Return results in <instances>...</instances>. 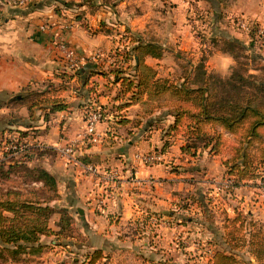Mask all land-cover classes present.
Masks as SVG:
<instances>
[{"label": "crops", "instance_id": "obj_1", "mask_svg": "<svg viewBox=\"0 0 264 264\" xmlns=\"http://www.w3.org/2000/svg\"><path fill=\"white\" fill-rule=\"evenodd\" d=\"M35 2L36 6L32 9L0 5V101H9L24 88L42 90L51 83L52 86L62 85L55 96L62 99L67 107L49 113L47 119H44L43 113L37 109L31 117L24 104L8 103L0 107V115L6 112L16 113L6 123L15 125L16 129L36 130L32 133L34 137L45 144L43 148H50L54 153L55 145L72 140L79 143L81 159L77 160L80 165L57 155L56 159L50 161L46 159L45 153L41 156L44 159L41 162L42 168L55 179L58 177L62 184L60 192L64 195L81 238L78 241L72 238L79 253L99 251L100 258L93 264H160L156 262L162 258L159 246H166L175 234L180 237L192 236V230L188 226L195 218H184L182 214H199V207L177 205L173 187L176 181H180L181 186V177L178 176L181 172L178 169L163 164L151 167L138 165L133 172L134 179L128 177L132 152L139 147L149 150L162 145L164 142L161 143L159 137L155 138L160 129L154 125H158L159 122L156 121L163 119L167 127L172 117L165 109L143 114L141 107L142 102L146 101L144 95L138 102L117 107L120 101L114 97L119 91V82H114L112 74L108 73L110 65L96 69L93 62L83 60L79 67L83 72L62 78L59 72L64 66L58 59L59 54L53 48V42L61 39L85 58L94 49L109 51L114 48L117 34H127L135 41L161 47L160 58L146 56L144 63L154 68L157 75L167 77L168 71L172 70L171 62L167 59L174 52L172 48L188 50V55L193 56L195 50L209 42H204L201 38L228 36L242 43L247 42L249 58L258 60L260 55L257 51L262 50L264 55V38L261 39L262 44L261 41L255 44L251 32L243 33L231 28L232 20L228 19L239 15L264 27V0H233L232 8L227 11H224L225 0H197L194 3L192 0ZM197 3L202 5V13L193 18L188 10ZM54 7L59 12H55ZM229 11L232 13H228ZM191 12L197 13L196 10ZM165 14L169 15L168 20L166 19L169 24L164 30L160 26ZM182 19L184 23H181ZM197 20L202 29L196 31L197 35L194 36L189 26ZM172 22L179 27L180 24L183 25V29L178 30ZM42 25L45 27H41ZM175 60L172 59L174 65ZM260 61L262 64H258L263 65L264 57ZM232 63V58L227 53L213 48L206 61L207 65L210 64L209 69L219 71L218 73ZM132 65L133 62L129 60L123 62V67H127L128 71ZM219 75L224 76L221 73ZM85 102L100 106L103 111L102 119L95 126V133L99 137H94L93 140L82 137V114L87 106ZM141 114L145 116L141 118ZM147 129L154 134L147 137ZM181 144L182 138L177 145L178 157L185 156V161H196L198 158L203 161L204 156L180 153L178 147ZM86 164L94 166L97 173L84 172L82 166ZM184 170L197 171L194 166ZM106 172H113L114 180L98 177ZM68 194H72L71 198L66 196ZM51 246L53 248L47 250L49 253L55 249L54 245ZM42 253L27 254L22 261L12 264H32L31 259L38 258ZM50 254L52 256L53 253ZM175 259L164 264H175Z\"/></svg>", "mask_w": 264, "mask_h": 264}, {"label": "trees", "instance_id": "obj_2", "mask_svg": "<svg viewBox=\"0 0 264 264\" xmlns=\"http://www.w3.org/2000/svg\"><path fill=\"white\" fill-rule=\"evenodd\" d=\"M35 1L25 8H34ZM62 4L67 5L65 2ZM53 10L59 12L57 7ZM83 26L86 28V25ZM122 36L123 42L119 45L120 49L114 47L115 57L113 56L108 69L113 81L119 82V91L114 97L120 101L117 107L138 102L144 95L146 101L142 102L143 114L165 109L172 117L165 130L167 133L180 134L182 144L178 148L182 154L193 156L200 150L216 155L221 149L224 134L232 136L234 144L230 147V155L222 161L225 174L232 178L236 187L244 181L254 179L257 174L251 168L252 148L255 150L253 160L264 168V73H248L247 63L239 60L246 58L243 53L244 45L234 38L210 39L218 50L227 53L236 64L226 76L206 70L205 56L200 55L195 63L184 66L180 76L170 78L157 75L154 68L144 63L146 56L156 59L161 57L160 46L135 41L127 34ZM132 42L134 43L129 46ZM247 59L254 60L249 57ZM125 60L133 62L129 71L127 67H123ZM257 68L263 71L262 67ZM66 72L61 69L59 74L62 78H69L79 75L83 69L78 68L72 74ZM59 88L62 85L52 86L51 83L42 90L24 88L9 101H0V107L8 103L24 104L29 116L32 117L37 109L47 119L49 113L67 107L62 99L55 96ZM99 113L101 120L103 114L101 115L100 110ZM35 147L26 150L25 154L35 151L38 156H42V147ZM77 158L81 159V156L78 154ZM12 168L10 165L9 170ZM29 172L33 181H39L48 187L55 186V178L44 168L34 166ZM196 198L199 199V195ZM196 204L202 209V205ZM49 212L50 207L45 203L20 198L15 191H6L3 194L0 198V264L20 262L25 255L38 254L50 244L66 243L60 240L69 236L65 233L70 230L71 218L65 209H58L55 223L57 228L51 229L46 225ZM241 216L236 213L235 216L226 218L225 222L230 228L229 238L226 236L224 239L227 248L215 249L210 256V264H239L234 250L244 242L254 261L252 263L248 260L241 264H257L264 259L263 244L250 231L251 224L246 227L245 219ZM245 230L247 237L240 234ZM41 237H48L49 240L47 243H40ZM99 258L100 252L93 250L84 254L82 263L93 264Z\"/></svg>", "mask_w": 264, "mask_h": 264}, {"label": "rangeland", "instance_id": "obj_3", "mask_svg": "<svg viewBox=\"0 0 264 264\" xmlns=\"http://www.w3.org/2000/svg\"><path fill=\"white\" fill-rule=\"evenodd\" d=\"M108 1L111 2L112 0H108ZM196 1L197 0H192V3ZM232 2L233 0H225L226 9L224 8V11H227L228 8H232ZM0 5H4V4L0 3ZM7 7H12V6H7ZM200 7H202V5L197 3L194 5V8L191 7L192 10L191 9L188 10L189 13H192L191 16L193 18H196V15L198 13H202ZM194 10H196L197 13L191 12ZM228 13H232V12L229 11ZM180 14L182 15L183 13ZM180 14L178 16H180ZM168 16L169 15L166 14L164 15L165 18L162 21V26H160V28L164 30L168 28V24H169L167 23L169 22L167 21ZM187 18L188 16H186V20ZM238 18L242 19L241 21L245 22V25L247 26L245 29L235 24V21ZM199 20H197V22L195 23L192 22V24L190 22H187L188 24H191V26H189V30L193 31V35L196 34V31H200L202 29ZM228 20H232L231 21L232 26H230L231 28L233 27L235 29H238L243 33L251 32L252 34L251 33L250 34L252 35V40L255 41V44H258V42H260L261 39L264 38V27H262L261 25L260 26L257 25V22H253L252 20L244 18L239 15L232 16L231 19ZM184 22L185 21L182 19L181 23ZM172 23L175 24L174 22ZM180 26L181 27L176 26L178 30L183 29L182 27L183 25L180 24ZM41 27L44 28L45 26L42 25ZM66 28L68 29V26ZM257 29L262 30V32L258 33ZM245 37H246L245 41H247L248 38L247 36ZM217 38L219 37H216V39ZM221 38L230 39V37L227 36V37H220L217 40H220ZM201 40L204 42L209 40V42L205 43V45L201 49L195 50L193 56L188 55L190 53V51L188 50H180L179 48L176 47L172 48L174 49V52L170 55V58H167L168 60H170L169 62H171V67H172L171 72L168 71L169 73L168 75L170 78L180 76V73L184 69V66L188 67L189 65H192V63H195L199 59L200 55L205 56L204 66L206 67V70H209L210 72L218 75L220 73L223 74L224 76L229 74L231 68H233L236 65L234 62L228 65L226 69H223L222 72L220 73H218L219 71L214 72V69L211 70L209 69L210 64L208 65L206 64L208 56L210 52H212V48L217 51L218 47H215L214 44L211 43L210 38H201ZM63 42L66 46L72 48V46L69 45L67 42L65 41ZM114 42H115L114 47H119L120 49L119 45L121 42H123V36L117 34ZM260 44H262V41L260 42ZM242 45H244L243 53L245 57L248 58L250 54V51H248V43L247 42L242 43ZM72 49L76 52L77 55L80 54V53L78 54L75 48ZM239 53L240 54L242 53V49L240 50ZM257 53H259L260 55V59L258 60L257 58L254 59L253 61H249L248 59L246 60V58L239 59L240 61L242 62L245 61L247 63L246 66L248 68V73H261V74L264 73L263 72L264 64L261 65L262 62L260 61L261 58L264 57V55L262 53V50H260L259 52L257 51ZM94 54L99 55L97 61L93 62L95 64L94 66L96 67V69H102L101 66L108 67L110 63H112L111 61L113 60V56L115 57L114 48L110 49L109 51H105L102 49H94L89 54H87L84 60L90 61L89 59H87V57L88 56L90 57L91 55ZM58 56H59L58 59L60 60L61 57L60 55ZM173 58L176 59L175 65L172 61ZM259 66L263 68V71L262 70L261 71L258 70L257 72L250 71V69H256ZM62 69L66 70L67 72H72L71 69L67 67H63ZM85 105L87 106L84 108L82 114L83 128H84L85 112L91 111L95 109V107H97V109L100 110L101 115L103 114L102 107L100 106L98 107L97 105L94 106L89 102H85ZM141 109L143 111V107H141ZM15 116L16 113L13 112H6L0 115V124L3 125L2 127L0 125L1 128L0 129V198L3 197V194L6 191H15L18 193V196L20 198L45 203L46 205H48V207H50V212L46 219V225H48V227H50L51 229L57 228L55 223L58 217L57 215L58 209L60 208L65 209L69 217L71 218V223L69 228L70 230L67 233H65V235L69 234V236L67 238L65 237L62 240H60L62 242L65 241L66 243L64 245H54L55 249L52 252H50L53 253L52 256L49 252H47L49 248L51 249L53 248L49 243L50 245L48 247L42 249L39 252V253L41 252L43 253L40 256H38V258L33 257L31 259L32 261L30 262L32 264H43V262H45V264L48 262L50 263L53 262L54 264H84L82 262H83L84 254L86 252L79 253L75 247L76 245L73 243L72 238L75 239L76 241L80 240L81 238L77 231V225L76 223H74V218L69 213V210L66 206L67 204L64 199V195L62 192H60L62 184L59 181L58 177L57 179H55L54 187H48L46 185L44 186L41 183L38 184L37 182H34L31 179L32 176L31 173L29 172L30 168L34 166L42 167L41 162L44 159L41 156H38L35 153V151H32V154H29L30 151H28L25 154V151L29 150L33 146L36 147L39 145L44 146L45 144L43 142H40L37 138L34 137V134H32L35 133L36 130H26L22 128L16 129L15 125L13 124L10 125L6 123V121L10 120ZM140 116L141 118H143L145 115L141 114ZM102 117L103 116H101V119ZM138 121L140 123L142 122L141 119H138ZM156 122H159V124L158 125L155 124L154 126L158 127L160 131L158 132L157 136L155 135V138L159 137L158 139L161 140V143L163 142L164 143L155 149L142 150L140 147L135 149L131 155L132 165L130 163L131 166L129 167L128 178L134 179L133 172H135L136 167L138 165L143 167H151L158 164H161L162 166L163 164L172 169H178L177 171L181 172V174L178 173L179 174L178 176L181 177L180 178L181 186L179 185L180 181H176V185L173 187L175 201L177 202V205L180 206L184 205L185 207L188 208L189 206H198L196 203L202 205V209L199 208V214H196L197 212H192V213L187 212V214H182L184 218L187 217L191 219L195 218V220L192 221L191 225L188 226L190 230H192L191 233L192 236L180 237L177 234H175V237L172 238L173 240L167 243L166 246H162V247L159 246L158 251H161L162 258L156 262H160V264H164L167 263L168 260H174L176 258L174 262L175 264H210V256L215 249L223 250L227 248L224 239L226 236H228L229 238L230 234H228V231L230 228L228 227L225 221L226 218H231L235 216L236 213H239L242 215L241 217H244L245 219L244 223L246 224V227L249 226V223L251 224L250 231L251 232L253 231V233H255V235L259 237L260 243L263 244V249H264V168L257 165L255 160H253V157L255 156L254 148H252L250 151V157L252 159L251 168H253V171L257 175L255 176L254 179L244 181L237 187L235 186L234 189L233 188L230 189L224 186L226 181L228 179L232 180V178L225 174V168L222 165V161L223 159L228 158L230 155V147L234 144V139L232 136L224 134L223 143L218 154L212 155V154H208L206 151L198 150L197 153L193 156H204L203 161L199 160L201 158H198L196 161H191L189 159L185 161V156H181V157L177 156L178 155L177 145L179 141H181V137L179 136V134L178 133L172 134L170 132L167 133V131L165 130L166 127L165 120L160 119L159 121ZM145 132L147 134V137L150 136L151 133H153L152 131L148 132V129ZM10 137H13V139H17V141L19 142H23V141L26 142L27 143L26 148L23 151L17 152L15 154H11V150L5 148ZM93 137L97 138L99 137V135L97 133H94ZM253 147H255V145ZM42 150L45 153L44 155H47L46 159L48 158L49 161L56 159L57 156L61 158L57 154L55 149H54L55 153L52 149L47 147L45 148L42 147ZM146 152L156 153L161 155L160 160L157 162V164L149 165V166L142 165L134 158V154L136 153L144 154ZM10 165L11 167H13L11 170H9ZM191 166L196 167L197 171H191V172L188 171L189 172L188 173L187 170H184L190 168ZM107 174L108 172L102 173L100 175L105 176ZM111 175L112 176L107 177L106 180L108 181L114 180L115 174H111ZM196 193H198L199 199L196 198L198 197ZM66 196L68 198H71L72 194H68ZM173 231H175V233L177 232V230L175 229ZM246 233L247 230H245V232L242 231L240 234L245 235V237H247ZM236 236H238V234H236ZM48 240H49L48 237H42L40 239L41 241L40 243H47ZM242 244L243 245H241V247H237V249L234 250V254L237 260L240 262L239 264L248 260L253 263L254 260L253 257H251L248 253L247 250L248 247L245 245V242ZM169 254H172L174 257ZM164 257L166 258L164 259ZM257 264H264V259L260 260L259 263L257 262Z\"/></svg>", "mask_w": 264, "mask_h": 264}, {"label": "built area", "instance_id": "obj_4", "mask_svg": "<svg viewBox=\"0 0 264 264\" xmlns=\"http://www.w3.org/2000/svg\"><path fill=\"white\" fill-rule=\"evenodd\" d=\"M32 1L34 0H0V3L7 5V6L25 8ZM241 20L242 19L238 18L235 21V24L245 29L247 26L245 25V22ZM257 32L261 33L262 30L257 29ZM53 48H55V50L60 55L61 57L60 62L62 63V65L64 67L71 69L72 72L77 70L82 64V61L84 60V58L77 55L76 52L72 48L66 46L61 39L53 42ZM98 57H99L98 54H94V55H91L90 57L88 56L87 59H89L91 62H96ZM99 121H100V113L97 107H95V109L91 111H87L85 119H84V128H83L82 137H86V138H89L90 140H93L94 139L93 135L95 133V126ZM26 146H27L26 142L24 141L19 142L17 141V139H13V137H10L5 148L11 150V154H15L17 152L23 151L26 148ZM38 147H43V146L39 145ZM54 149L56 150L57 154L61 158L71 161L72 163L76 165H80L77 160V155L79 154V143L77 141L72 140V141L63 143L61 145H55ZM160 157L161 155L156 154V153L146 152L144 154H139V153L134 154V158L139 163H141L142 165H147V166L157 164V162L160 160ZM82 169L84 172H87L89 174L97 173L96 168L89 164L83 165ZM111 174L113 173H108L105 176L98 175V177L101 176L104 178V180H106L107 177L112 176ZM34 182H37L38 184L41 183L39 181H34ZM224 186L230 189L235 188V186H233V182L231 179H228L226 183L224 184Z\"/></svg>", "mask_w": 264, "mask_h": 264}]
</instances>
